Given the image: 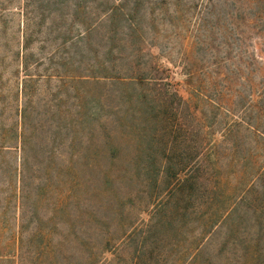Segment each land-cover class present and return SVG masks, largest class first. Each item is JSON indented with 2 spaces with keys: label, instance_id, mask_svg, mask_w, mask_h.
Masks as SVG:
<instances>
[{
  "label": "rangeland",
  "instance_id": "rangeland-1",
  "mask_svg": "<svg viewBox=\"0 0 264 264\" xmlns=\"http://www.w3.org/2000/svg\"><path fill=\"white\" fill-rule=\"evenodd\" d=\"M232 1L0 0V264H130L167 198L137 158L165 112L214 188L195 192L154 264H195L209 216L220 222L201 264H239L247 238L264 239V140L243 123L264 128L243 112L264 88V56L247 67L242 52L259 35L264 49V32L230 24ZM141 98L173 114H145Z\"/></svg>",
  "mask_w": 264,
  "mask_h": 264
},
{
  "label": "trees",
  "instance_id": "trees-1",
  "mask_svg": "<svg viewBox=\"0 0 264 264\" xmlns=\"http://www.w3.org/2000/svg\"><path fill=\"white\" fill-rule=\"evenodd\" d=\"M228 1L233 2L232 0ZM234 1V8H232L228 17L230 24L234 25V21L238 20V22L244 23L251 29L256 28L264 32V0ZM241 3L242 7H240ZM245 5L247 8L243 9ZM259 38L260 35L258 36L257 42L251 51L245 50V48L242 51L247 59V67L251 66V61H256L264 56V49L260 48L261 43L258 41ZM235 68V70L239 72L238 77H240L241 75L238 67ZM246 77L248 78L247 75ZM219 80L220 75L215 77L211 83L212 86L216 88V93H219L222 102H224L225 90L219 89L218 86L221 85ZM259 93L260 95L257 100H252L251 98L246 101V104L243 107V112L249 110L252 113H255L256 117H258V114L261 115V113L264 115V88L259 91ZM249 97H251V95H249ZM242 98L243 95L240 94L239 99ZM141 99L142 102L146 104V110L143 111L145 114H147L151 109L153 110L154 108H157V106H159V108L166 106L170 109L171 114H173L174 107L171 104L167 105L165 99H160V101H156L153 98ZM208 100L210 101V99ZM219 100L220 98L216 97L215 101L214 99H211L210 102H215L216 106L220 107L222 104ZM243 100L245 101V98ZM218 114L220 113L217 112L215 115L217 116ZM245 116L247 117L248 115ZM158 119L159 122L157 121L156 123L159 128L155 132L151 141L144 147L143 153L137 155V158L143 159V171L148 173L149 177H151L155 167L158 168L153 177L154 182L163 184L168 181L167 183H169V187L167 186L165 191L167 198H165V201H159L158 205L160 209L155 211L156 216L153 219L155 224L149 232V235L141 237L138 245L139 248H135L136 253L134 257L130 259V264H154L155 260L152 258L153 253H155V255H159L160 257H164L165 249L163 248L167 242L166 240L163 241V238H167L170 232H177L178 229L183 227V218L190 212H193L195 205H197L192 203L195 192L201 188L203 189L201 190L202 192L209 194L214 188L211 186L213 178L211 176L212 173H209L208 170L206 173L202 171L203 165L199 160L200 150H198V155L196 154L197 156L192 154L195 149V144L193 143L194 141L192 144L189 143L187 133H184L182 130L183 127L181 122L179 120H175V116L174 118L169 119L167 112H165L164 115H161ZM243 123L246 124L247 131H251L254 137L264 140V128H259L249 119H245ZM214 147L216 151L215 153H217V145L214 144ZM191 157L193 165L189 164ZM157 164H159V167ZM219 222L220 221L218 220L214 222V219L211 216L203 220L200 241L197 244L191 263H202V260L198 257L203 254V259V257L206 256L204 251L207 242H205L204 239H207V236L213 232L214 227ZM205 233L207 235H205ZM239 237H241V235ZM237 238L232 241V245L236 249L242 246L243 242L239 241ZM128 239L130 240L129 237ZM251 241L254 242V247L250 245ZM40 246L46 247L43 245ZM159 248L161 250H159ZM240 250L241 252L235 262H238L239 264H264V239L261 235L257 234L256 238L248 237L246 244L244 247H240ZM224 264H232L229 257L225 258Z\"/></svg>",
  "mask_w": 264,
  "mask_h": 264
}]
</instances>
